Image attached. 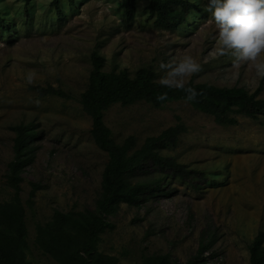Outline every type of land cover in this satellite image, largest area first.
I'll list each match as a JSON object with an SVG mask.
<instances>
[{"label":"rangeland","instance_id":"rangeland-1","mask_svg":"<svg viewBox=\"0 0 264 264\" xmlns=\"http://www.w3.org/2000/svg\"><path fill=\"white\" fill-rule=\"evenodd\" d=\"M53 0H0L9 23L0 27V201H10L14 189L6 184L13 159L10 126L34 122L33 160L21 172L19 197L25 210V258L31 264H57L36 246L37 225L59 210L95 209L107 153L93 141L91 119L82 110L80 93L87 85L90 55L104 57L103 70L127 69L130 75L151 66L155 79L165 74L159 63L194 57L201 70L185 81L258 89L264 79L251 62L233 63L218 52L211 13L192 12L186 25L165 27L148 15L149 0H135L130 17L123 0H61L63 18ZM31 76V82L28 77ZM32 86H51L66 96L39 95ZM237 122L221 125L211 115L184 100L161 108L144 101L115 103L104 112V123L116 142L132 135L136 146L146 137L182 124L175 147L161 150L189 168L214 172L217 184L198 190L172 180L167 195L148 199L139 207L119 204L109 215L113 225L99 234L98 252L115 264H139L143 257L168 254L177 264H249L248 246L264 235V114L258 119L231 114ZM210 179V178H209ZM41 185L28 203L31 183ZM205 260H194L200 247Z\"/></svg>","mask_w":264,"mask_h":264},{"label":"trees","instance_id":"trees-1","mask_svg":"<svg viewBox=\"0 0 264 264\" xmlns=\"http://www.w3.org/2000/svg\"><path fill=\"white\" fill-rule=\"evenodd\" d=\"M70 6L76 0H67ZM52 4L58 18H63L61 0ZM127 17L135 11V0H123L119 5ZM148 15L156 24L165 27L186 26L194 12L202 8L194 0H149ZM193 12V13H192ZM0 27L8 30L9 23L0 10ZM91 69L87 85L80 93L82 110L91 119L90 134L95 144L107 153V161L101 175L100 192L95 200V209L62 212L55 210L50 220L37 225L35 244L43 253L49 255L57 264H115V258L97 250L99 234L112 228L108 220L121 203L139 207L148 199L167 195L172 180L198 190L204 185H215L211 178L214 172L189 168L175 158L162 154L161 150L176 146L184 126H171L158 135L145 138L140 146L130 135L122 142H116L110 129L104 123V112L113 104L128 105L139 101L156 108L166 103L184 100L182 89L163 87L155 79L151 66L138 68L133 75L127 69L105 71L104 57L97 51L90 55ZM198 92L194 101L188 102L193 108L211 115L221 125L236 124L231 114L258 119L264 114V98L257 96L258 89L249 92L242 86H217L206 82L189 80ZM39 95L66 96L60 89L51 86H32ZM167 93V99L158 101L159 93ZM34 122L18 123L10 126L14 132L13 159L7 165L6 184L14 189L10 201H0V264H31L25 258L26 226L25 210L19 197L22 180L21 172L33 160L36 149L33 140L39 131ZM212 173V174H211ZM210 178V179H209ZM41 185L32 182L28 203ZM206 247L198 250L194 260H205ZM249 264H264V235L259 232L248 246ZM192 261L187 264H192ZM139 264H177L168 254H152L143 257Z\"/></svg>","mask_w":264,"mask_h":264},{"label":"clouds","instance_id":"clouds-1","mask_svg":"<svg viewBox=\"0 0 264 264\" xmlns=\"http://www.w3.org/2000/svg\"><path fill=\"white\" fill-rule=\"evenodd\" d=\"M204 8L211 13L217 29L219 54L231 56L233 63L251 62L256 76L264 79V0H204ZM159 68L165 70L160 78L163 87L182 89L186 102L195 100L198 92L186 86L184 79L201 70L194 57L185 55L176 62L161 61ZM28 81L31 82V76ZM156 99L166 100L167 93H159Z\"/></svg>","mask_w":264,"mask_h":264}]
</instances>
